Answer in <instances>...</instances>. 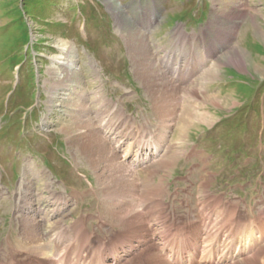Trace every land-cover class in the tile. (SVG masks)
I'll return each mask as SVG.
<instances>
[{
  "label": "rangeland",
  "instance_id": "374dc122",
  "mask_svg": "<svg viewBox=\"0 0 264 264\" xmlns=\"http://www.w3.org/2000/svg\"><path fill=\"white\" fill-rule=\"evenodd\" d=\"M110 1L0 0V264H58L86 235L105 264H187L264 234V0ZM142 137L157 151L132 166Z\"/></svg>",
  "mask_w": 264,
  "mask_h": 264
},
{
  "label": "bare ground",
  "instance_id": "6f19581e",
  "mask_svg": "<svg viewBox=\"0 0 264 264\" xmlns=\"http://www.w3.org/2000/svg\"><path fill=\"white\" fill-rule=\"evenodd\" d=\"M107 2H108V4H109V6H111V7H113V5H112V2L110 1V0H107ZM149 13L150 12H146V15H149ZM117 15H118V17H117V20H118V22H119V24H122V22H123V20L120 18V14H118L117 13ZM121 20V21H120ZM155 20H156V18H155V16L154 15H151V20H150V22H153V24H154V22H155ZM150 26H151V24H150ZM142 28H143V26H142ZM147 28V27H146ZM149 28V27H148ZM151 28V27H150ZM145 29V28H144ZM121 30H123V28H121ZM136 33V36L132 39V41H127V45H128V48H130V47H136L137 46V44H136V41H140V39H138V37H140L141 35H142V33H140L139 31H136L135 32ZM178 34L179 35H182L183 36V34L184 33H182V32H178ZM144 46V45H143ZM143 46L141 47V49H142V53L143 52H145V49L143 48ZM235 50H233V53H232V56H230V62L231 63H233V64H235V65H237L238 67H243V69L246 67V63H245V58L244 57H246V55H243V54H239L238 52H234ZM136 56H137V58L139 57V55L138 54H136ZM247 59H249V58H247ZM139 62H142L143 64H144V62L143 61H141L139 58L137 59ZM171 60V59H170ZM65 61V60H64ZM145 61V60H144ZM171 61H174V60H171ZM247 62V61H246ZM69 63H71L70 61L69 62H65V64L66 65H68ZM186 65H187V63H186ZM249 65H251V64H249ZM189 66V65H188ZM250 67V66H249ZM239 69V68H238ZM256 69V68H255ZM254 69V70H255ZM256 71H257V69H256ZM258 71H259V69H258ZM72 77H73V74L72 75H70L69 77H68V81L67 82H70L71 80H72ZM93 139H94V137H93ZM94 142H97L98 143V146L97 147H99V150L100 151H104V152H106V149H104V147L101 145V143H100V141L98 140V139H94ZM142 142H143V140H142ZM150 144V143H149ZM146 145H148V144H146ZM146 145H145V147H146ZM137 147H138V150L136 151V153H135V161H133L132 163V166L134 165V166H139V165H142V164H144V159H142L141 158V156H143L144 154H145V152H143V150H146L147 151V149L148 148H140V143L137 145ZM129 148H131V146H127L125 149H123L122 150V152H124V156L125 155H127V152H129L130 154H129V156L127 157V158H125L124 157V161L126 160L127 162H128V158L130 157V155H131V151H132V149L133 148H131V150H129ZM119 149L121 150V147H119ZM80 150L81 151H84V148L83 147H81L80 148ZM143 152V153H142ZM138 155H140V160L142 161V163H140L139 164V160H137V156ZM118 161V158L117 157H115L114 156V158L113 159H110V162H116L118 165H119V163L117 162ZM114 169H116V171L117 172H121V180L123 179V180H125L127 177L129 178V170H127L125 167H123L122 165H119V167L118 166H116V165H114ZM117 181H116V183H115V185H117V182L118 181H120V178L117 176ZM115 179V178H114ZM110 181H108V183H109ZM112 183V182H111ZM111 183H109V184H111ZM113 184V183H112ZM114 185V186H115ZM132 198H134V197H132ZM137 217L138 218H142V217H144L143 215H142V213L140 214V213H138L137 214ZM150 230H151V228H150ZM250 233H253V232H250ZM249 236H250V234H249ZM152 241V240H151ZM193 241V240H192ZM198 243V242H197ZM171 244H172V242H171ZM171 246V245H170ZM175 246V245H174ZM168 247V246H167ZM166 247V248H167ZM211 247H213V245L211 246ZM78 248H80V247H78ZM130 248V247H129ZM175 248V247H174ZM248 249V248H247ZM166 250V249H165ZM164 250V251H165ZM79 251H82V250H79ZM161 252H163V251H161ZM215 252V251H214ZM204 255L202 256V258L200 259V262H202V260L205 258L206 259V264H232L230 261H228V262H224V261H222V259H223V256H229V254H227V253H224L223 254V256L221 257V258H219L216 262H215V256L217 255V254H212V252H211V250L209 249L207 252H204L203 253ZM64 258V257H63ZM63 258H59L58 259V261H60V262H58V264H64L65 263V261L64 262H62L60 259H63ZM173 260H175V257H171ZM153 264H169V262H168V259L164 256V257H162L161 255H159L158 254V256L153 260ZM185 264V263H184ZM236 264V263H235Z\"/></svg>",
  "mask_w": 264,
  "mask_h": 264
}]
</instances>
